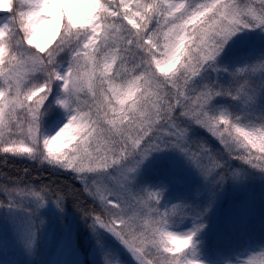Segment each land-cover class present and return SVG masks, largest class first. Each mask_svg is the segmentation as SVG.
I'll return each instance as SVG.
<instances>
[{
	"label": "snow or ice",
	"instance_id": "obj_1",
	"mask_svg": "<svg viewBox=\"0 0 264 264\" xmlns=\"http://www.w3.org/2000/svg\"><path fill=\"white\" fill-rule=\"evenodd\" d=\"M0 4L13 13L0 25V153L73 174L98 202V211L83 209L92 226L111 233L136 264H153L152 249L170 254L166 264H199L194 237L203 225L183 234L169 230L182 207L161 214V193L136 192L131 183L143 161L165 147L184 153L206 178L223 180L222 157L200 142L193 151L195 128L218 138L228 156L264 171L258 163L264 123L244 124L227 109H212L216 97L242 99L241 89L233 94V87L203 79L206 70H217L214 62L238 31L264 30V0H19L15 10L10 0ZM47 33L57 37L49 50L26 47ZM249 70L256 68L231 75ZM56 86L68 119L46 137L42 118ZM85 87L91 101L81 100ZM61 137L70 153L53 150ZM4 192L9 199L0 206L15 207L23 197L36 211L48 200L57 207L65 200L48 186Z\"/></svg>",
	"mask_w": 264,
	"mask_h": 264
},
{
	"label": "rangeland",
	"instance_id": "obj_2",
	"mask_svg": "<svg viewBox=\"0 0 264 264\" xmlns=\"http://www.w3.org/2000/svg\"><path fill=\"white\" fill-rule=\"evenodd\" d=\"M5 12H8L7 8L0 4V15ZM10 18L9 14L2 17L0 25L7 23ZM55 38L56 36L47 33L38 36L31 46L40 44L46 50L53 44ZM31 46L26 45V47ZM237 52L252 55L251 66L256 68L255 72L252 71V77L264 89V70L259 67V62H264V30L259 28H245L231 37L214 62L217 70H206L204 81H215L219 85L221 77L219 68L222 60ZM245 85L247 86V83ZM246 86L242 89L243 93L246 92ZM58 90L61 92L59 87ZM86 93L85 87V92L81 93V100L91 101L92 96ZM245 96L242 95L240 101L247 111L252 108L254 102L244 103ZM58 111L61 113V118L52 130L48 132L43 130L46 137L55 135L67 122V111L59 104L50 116L54 117L53 113L56 114ZM246 116L250 115H243V117ZM65 139L61 137V140L53 145V150L70 153L72 145L63 144ZM197 142L211 149L213 156L222 157L230 164L236 162L237 174L232 175L231 172V190L228 195L223 196V189L219 194L214 190L204 191L205 183L208 182L209 185V180L213 177L206 178L186 159L187 156L184 153L174 147H165L152 152L134 174L131 188L141 193L145 190L160 192L161 214L168 209L169 215H172V206L182 207L178 210L179 215L173 219V226L169 230L183 234L193 229L194 224L203 225L194 237L199 264H248L249 260L253 264H264V244L255 245L254 241L252 244L240 243L248 225L247 221L249 222L252 218L258 219L253 209L257 208V193L261 190L264 193V174L258 172L259 168L253 169L251 165L237 159L235 154L228 156L218 138L204 129L193 130V151L196 150ZM222 150H225V153L222 154ZM233 151L237 153L242 149L233 146ZM11 157L15 162L17 159L29 160L18 156ZM185 159L190 163L189 165L185 163ZM41 164L50 166L47 162ZM260 164H264V161ZM52 168L65 172V175L78 181L69 171ZM79 184L82 187L81 182ZM35 186L26 181L0 182V190L6 196L5 188L9 190L39 188L41 184L38 183V186ZM251 189H256V192H251ZM85 195L98 211V202H94L86 193ZM222 198L224 201L227 200L228 205L234 206L236 218L242 219L237 225H228L226 230L213 227L216 224L213 217L217 216ZM7 199H9L8 196ZM15 203V207L0 208V264H88L90 262L91 264H136L135 258L111 233L99 227L94 228L88 216L71 211L66 202H63L62 207H57L53 200H48L38 211L35 210V205L29 198L16 197ZM230 206L224 211L227 219L231 218ZM263 221L264 219H260L259 224ZM220 242L222 244H219ZM213 251L221 256L215 258ZM159 253H162V249L157 252L154 264H164L163 259H159Z\"/></svg>",
	"mask_w": 264,
	"mask_h": 264
},
{
	"label": "trees",
	"instance_id": "obj_3",
	"mask_svg": "<svg viewBox=\"0 0 264 264\" xmlns=\"http://www.w3.org/2000/svg\"><path fill=\"white\" fill-rule=\"evenodd\" d=\"M13 10L19 6L18 0H13ZM191 43V41H189ZM55 42L47 49L49 50L53 47ZM46 50V51H47ZM161 49H157L158 54ZM251 56L250 53L241 52L237 54H230L226 56L220 64V83L219 85L225 87H233V94L236 93V89L240 88L241 85L248 81L250 70L247 73L239 74L235 79L232 77V73L236 72L238 69L251 66ZM183 60H181L182 62ZM178 67V65H177ZM159 74V73H158ZM58 95V86L54 87L53 95L50 96L49 102L50 107L47 109L46 114L42 118V128L49 127L54 122L60 118V114L56 113L54 117H51V113L54 109L55 103L53 102L54 96ZM54 103V104H53ZM235 100L231 96H220L214 98L211 104L212 109L223 108L227 109L233 118L239 117L244 124L252 123L256 127H259L261 123H264V105L260 106L256 110L257 116L255 117H243L239 109H234ZM251 151H256L255 149H250ZM259 155V154H258ZM12 154L0 153V179L7 180L9 182H20L21 179L30 184L41 187L48 186L53 191H59L61 195H65L64 202L71 211L75 213H83V209H88L91 211L95 206L90 202L88 197L82 191L81 185L71 177L65 175V172L57 171L51 166L43 165L38 162H32L28 160H12ZM261 163V161H258ZM21 181V182H23ZM8 201L6 196L0 195V203H5ZM2 208L7 207L1 206Z\"/></svg>",
	"mask_w": 264,
	"mask_h": 264
}]
</instances>
